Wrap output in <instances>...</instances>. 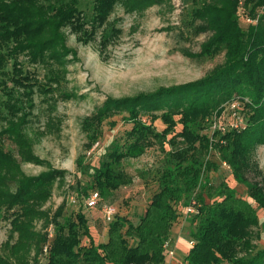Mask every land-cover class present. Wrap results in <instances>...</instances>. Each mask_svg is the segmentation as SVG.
Wrapping results in <instances>:
<instances>
[{
  "label": "trees",
  "instance_id": "1",
  "mask_svg": "<svg viewBox=\"0 0 264 264\" xmlns=\"http://www.w3.org/2000/svg\"><path fill=\"white\" fill-rule=\"evenodd\" d=\"M117 2L95 0L91 31L81 35L94 37ZM193 4L196 33L210 34L198 54L185 51L186 55L215 58L224 54V60L194 81L161 86L133 97L108 96L83 120L86 149L99 141L104 123L117 124L112 119L115 116L121 115L130 127L112 139L85 186L81 181L68 183L66 169L55 167L35 151L44 138L61 134L63 120L55 115L58 101L77 97L63 89L70 64L77 59L63 29L83 32L86 28L88 21L79 0H0V87L4 96V110L0 111L4 123L0 129V217L10 224L0 247V264H163L165 244L180 215L177 206L190 205L201 177L199 156L211 146L232 169L235 180L247 186L248 196L264 208V177L254 159L257 148L264 144V0H193ZM112 31L104 35V42H110ZM22 58L47 70L45 82L25 71ZM21 88L28 96L33 92L44 96L48 111L41 115L45 118L41 127L33 126V111L21 113ZM232 102L239 105L242 128L229 126L226 131L209 132L212 121L228 111ZM158 120L164 124L162 130L157 127ZM157 146L165 157L158 189L139 223L116 214L108 223L107 242H95L83 210L66 214V199L55 210L47 206L59 187L75 188L83 198L93 190L103 199L112 196L133 182L123 168L124 161ZM83 160L80 156L77 163L84 171ZM24 164L46 169L29 175ZM198 209L188 264H264V248L258 249L255 243L261 238L259 215L246 197L233 190ZM50 226L54 228L52 238L47 230ZM84 237L89 245L82 243Z\"/></svg>",
  "mask_w": 264,
  "mask_h": 264
},
{
  "label": "rangeland",
  "instance_id": "2",
  "mask_svg": "<svg viewBox=\"0 0 264 264\" xmlns=\"http://www.w3.org/2000/svg\"><path fill=\"white\" fill-rule=\"evenodd\" d=\"M139 2L140 0H118L107 22L97 34L92 38H84L85 36L82 35H85L86 31H91L90 20L95 0H79L80 8L88 21L86 28L83 32L71 27L63 29L68 46L77 52V59L70 64V73L63 89L75 93L77 97L69 100L62 98L58 101L55 115L63 120L61 134L44 138L35 146V151L40 157L51 161L55 167L66 169L70 184L81 181L88 186L90 175L94 167L99 166L106 147L114 137L130 127L121 115L115 116L112 119L116 120L117 124L112 126L109 122L104 123L103 134L99 141L92 149H86L88 139L83 131V120L90 116L96 107L103 104L108 96L133 97L141 92L154 91L161 86L194 81L203 77L211 68L224 60V54L215 58L186 55L185 51L198 54L201 44L210 34L196 33V24L192 22L191 13L193 0H165L162 3L153 4ZM243 12L242 9L241 19L245 22ZM112 29L115 33L112 34L110 42H104V35L107 32L112 33ZM22 61L26 72L45 82L47 70L30 65L24 58ZM24 90L21 88L18 93L24 105L21 113L25 110L33 111L35 115L33 126L41 127L45 120L41 115L48 111L47 102L40 92H33L28 96ZM3 99L0 87V111L4 110L1 101ZM228 113L224 111L216 120L227 124L231 120ZM2 122L0 115V129L1 124H4ZM156 124L160 130L164 128L160 120L156 121ZM177 128L180 130L181 126L178 125ZM208 131L211 132L212 128ZM80 156L84 157V171L79 169L77 163ZM199 157L202 163L201 177L192 200H189L190 204L197 208L203 204L210 205L220 200L223 194L232 193L233 190L246 197L255 206L259 215L260 226L257 229L261 232V238L256 239L255 243L258 249L264 248V208L248 196V188L245 184L235 180L232 169L221 161L218 150L214 146ZM254 159L264 177V144L257 148ZM164 163L165 157L158 146L149 149L138 158L126 159L123 168L133 177V182L122 186L104 200L114 206L116 214L128 217L134 224L139 223L152 195L158 189V173ZM23 169L29 175H37L46 168L35 164H24ZM256 179L261 181V176H257ZM71 194L79 197L78 203H68ZM65 199L66 214L71 215L83 210L89 220L91 231L98 241L103 240L109 225L101 217L102 208L99 206L93 211L87 209L84 206L82 194L68 186L56 188L47 206L55 210ZM187 206L189 205L180 204L179 211L182 219H178L177 224L179 225L180 222L186 224L183 227L184 231H187L185 235L189 238L188 236L195 231L198 221H196L197 214H186ZM9 229V222L1 216L0 247L6 240ZM173 239L175 238L172 237ZM188 242L190 244V241ZM82 243L87 245L90 241L84 237ZM168 243L166 255L174 258L175 248L171 246L172 243L170 244L169 240ZM171 250L173 254L170 253Z\"/></svg>",
  "mask_w": 264,
  "mask_h": 264
},
{
  "label": "built area",
  "instance_id": "3",
  "mask_svg": "<svg viewBox=\"0 0 264 264\" xmlns=\"http://www.w3.org/2000/svg\"><path fill=\"white\" fill-rule=\"evenodd\" d=\"M239 105L237 102H232L230 104V108L226 109L229 111V116H231V120L226 124L222 121L218 122L216 119L218 117H216L213 121H212V130H218L221 129L222 131H226V129L231 126L235 129L238 128H242V125L244 123L243 121V116L240 114V111L238 110ZM69 201L72 203H77L78 202V197L74 194L69 195ZM84 206L87 209H95L97 207H101L102 208V216L103 219L106 223H110L116 216V209L114 208L113 205H111V203H108L107 201H105L101 195V193L98 190H93L91 191L87 196L84 197L83 200ZM185 212L188 215H196L199 212V209L194 206V205H189L185 208ZM49 232V238H52L54 236V228L53 226H50L48 229ZM195 241L191 240V244H194ZM169 247V243L166 242L165 244V248L166 250ZM49 247L48 245H46L45 247V256L48 255L49 253ZM171 254H173L172 250L170 251Z\"/></svg>",
  "mask_w": 264,
  "mask_h": 264
},
{
  "label": "crops",
  "instance_id": "4",
  "mask_svg": "<svg viewBox=\"0 0 264 264\" xmlns=\"http://www.w3.org/2000/svg\"><path fill=\"white\" fill-rule=\"evenodd\" d=\"M236 188H237V186H236ZM177 207H178V211H179L180 204H178ZM93 210L94 209H92V211ZM179 214H180V211H179ZM101 217L103 219V216H101ZM178 219L179 220L182 219V218H180V215H179V218ZM178 219L174 222L173 227H172L173 236H171L169 238L170 244L172 243L171 246L175 248L176 256L174 258H171V257H169V256L166 255V259H165V262L163 264H188L187 256H188V254H189V252H190V250H191V248L193 246V244H191V240L193 239V237H191L192 236L191 235V236H188L189 238H187V236L185 235V233L187 231L185 232L184 231L185 229L183 227V226H186V224L184 225L183 223L180 222V224L178 225L177 224V222H179ZM184 223H185V221H184ZM92 233L93 232L91 231V234ZM92 236H93V238H94V240H95L96 243L107 242V240H108V226H107L106 236H105V238L103 240L98 241V239L94 235V233L92 234ZM172 237H174L175 239L172 240ZM188 241H190V244H189ZM87 245H89V244H87Z\"/></svg>",
  "mask_w": 264,
  "mask_h": 264
}]
</instances>
